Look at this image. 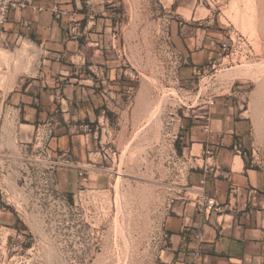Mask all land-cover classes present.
Listing matches in <instances>:
<instances>
[{"label": "rangeland", "instance_id": "374dc122", "mask_svg": "<svg viewBox=\"0 0 264 264\" xmlns=\"http://www.w3.org/2000/svg\"><path fill=\"white\" fill-rule=\"evenodd\" d=\"M113 3L117 44L110 55L118 62L120 104L80 129L96 136L93 150L107 184L68 196L58 170L45 174L39 148H29L20 189L0 194V212L19 216L0 224V264H160L163 219L178 196L174 174H184L186 160L193 159L188 165L194 167L201 163L196 148L187 150V134L197 124L204 132L207 118L213 124L216 115L248 124L242 152L260 172L264 194V0ZM224 43L232 49L228 58ZM198 48L207 57H194ZM1 57L9 65L12 56ZM63 99L59 115L67 107ZM228 105L232 110L225 113ZM51 156L58 160L53 151Z\"/></svg>", "mask_w": 264, "mask_h": 264}, {"label": "crops", "instance_id": "0c3cea01", "mask_svg": "<svg viewBox=\"0 0 264 264\" xmlns=\"http://www.w3.org/2000/svg\"><path fill=\"white\" fill-rule=\"evenodd\" d=\"M14 1L44 11L14 12L0 31V60L2 54L12 56L9 65L0 63V78L6 81L0 84V194L5 198L9 192L14 195L13 187L20 189L21 160L29 156L38 127L49 121L58 124V119L61 125L51 149L55 158L68 155L74 163L58 169L60 189L76 197L89 187L103 188L107 183L102 161L93 150L96 136L80 129L101 122L106 109L115 112L120 104L118 62L110 55L117 44L112 35L114 0ZM55 5L66 12L61 18L53 12ZM77 22L82 28L73 35ZM201 49L193 56L207 57ZM62 97L67 107L59 115ZM230 110L228 105L224 111ZM216 117L209 133L197 124L187 134L192 143L187 150L196 148L201 163L194 167L188 165L193 159L186 160L184 174H174L172 188L178 196L163 219L161 235L167 238L160 264H191L197 232L202 236L200 264H261V176L237 149L239 141L242 147L246 143L241 134L248 124H234L230 115L224 121ZM202 189L223 206L221 213L199 212L195 199ZM15 217L19 216L0 212V224L11 225Z\"/></svg>", "mask_w": 264, "mask_h": 264}, {"label": "built area", "instance_id": "2783aa9c", "mask_svg": "<svg viewBox=\"0 0 264 264\" xmlns=\"http://www.w3.org/2000/svg\"><path fill=\"white\" fill-rule=\"evenodd\" d=\"M25 10H31L34 13H42L44 11L43 8L37 7L29 2L24 1H14V0H0V31L2 28H4L9 21L11 20V16L14 12L17 11H25ZM53 12L55 15L59 18L64 16L66 14L65 10L62 9L59 5H55ZM90 20H94L93 16H90ZM82 28L81 22H77V24L73 28V35H77L80 33V30ZM233 41V40H232ZM223 50L224 52L229 53L231 52V46L228 43L223 44ZM213 104V102H211ZM64 112V111H63ZM208 123L204 126V132L209 133L210 132V118H207ZM85 129H88V126H84ZM56 130V122L49 121L46 123L41 124L36 133L35 137V143L33 145V149L36 147L39 148L40 152L37 151V158H39L40 162L43 164L42 170L46 174L47 172L54 173L61 167H72L74 166V163L70 160L69 156H63L59 158L57 161H52V150L48 146V143L54 138ZM238 150H242V144L241 141L238 142L237 145ZM214 152L217 153L218 149H214ZM36 153V152H35ZM87 169V167H86ZM206 173H209V170H205ZM84 173H80V177L85 179ZM202 184H205V182H202ZM195 205L198 208L200 213L206 214V213H221L223 210V206L219 204L216 199L212 196H210L206 191L203 189L198 191V195L195 199ZM167 236L164 235V240L166 241ZM195 238L198 242V246L194 251L193 261L191 264H200V256H201V239L202 236L199 232L196 233Z\"/></svg>", "mask_w": 264, "mask_h": 264}, {"label": "bare ground", "instance_id": "6f19581e", "mask_svg": "<svg viewBox=\"0 0 264 264\" xmlns=\"http://www.w3.org/2000/svg\"><path fill=\"white\" fill-rule=\"evenodd\" d=\"M254 13H255V12H254ZM256 14H257V12L254 14V16H255ZM256 17H257V16H256ZM254 18H255V17H254ZM254 18H253V19H254Z\"/></svg>", "mask_w": 264, "mask_h": 264}]
</instances>
